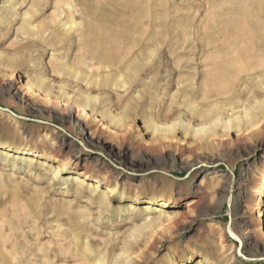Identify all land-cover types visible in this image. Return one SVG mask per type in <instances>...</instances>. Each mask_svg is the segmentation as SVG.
<instances>
[{
    "label": "rangeland",
    "instance_id": "1",
    "mask_svg": "<svg viewBox=\"0 0 264 264\" xmlns=\"http://www.w3.org/2000/svg\"><path fill=\"white\" fill-rule=\"evenodd\" d=\"M78 2L3 11L0 142L58 158L0 156V264L40 244L49 264H264V83L239 54L264 0H87L92 31ZM125 23L132 43L104 46ZM63 160L102 186L53 179ZM116 182L143 200L103 204ZM162 193L163 221L146 208Z\"/></svg>",
    "mask_w": 264,
    "mask_h": 264
},
{
    "label": "bare ground",
    "instance_id": "2",
    "mask_svg": "<svg viewBox=\"0 0 264 264\" xmlns=\"http://www.w3.org/2000/svg\"><path fill=\"white\" fill-rule=\"evenodd\" d=\"M8 1L9 0H3L2 4L0 5V24L3 22L2 21L3 11H4V9H6V7H7L6 3ZM78 1H79L78 2L79 7H80L78 10V13L81 14L82 17L87 19V21L86 22L84 21L83 23H81L82 25H80V26H83L85 31L86 30L92 31V28L94 27L93 26L94 23H95V25H97V27L99 29L101 27L104 28V26H102V24L99 23V17L97 19L95 18V14H96L95 3L87 2V0L84 2L82 0H78ZM17 6H18V3H16L14 5V7L12 6L13 8L11 7L12 10L15 11L18 8ZM62 11H64V10H62ZM68 24H69L68 26L71 28L78 25L75 20H72ZM250 26L251 27L247 26V28L244 29V34L242 35L241 40H240L241 47L239 50V54H240V57H241V60H242L244 67H247L249 64H252V68L255 67L258 70L257 77L260 78L262 80V82L264 83V4L258 6L257 10L254 12ZM109 28H114L115 30H117V33L119 35L116 34L115 40H114L115 42H106V44H104V46L106 45V47H107L108 45L115 44L116 42H118L122 46H126V45L132 43L130 40H127V38H128L127 34L130 33V30H127V28L130 29V24L125 23V26H124L125 29L121 28L119 24L117 26L116 25H114V26L110 25ZM102 52L100 51L99 54H101ZM59 91L66 93L65 92V84H61L59 86ZM252 92L258 97L263 95L262 90H253ZM95 99H96V97H90V101H93ZM68 107L70 109H73V106L70 104L68 105ZM82 111L86 112V108H84ZM45 136L47 137V139L48 138L51 139V137H49L48 134ZM53 144H55L54 140L51 144L52 147H54ZM3 154H7V155L9 154V156H15L17 161L18 160L24 161V162L30 161L31 163H33L36 159L40 158V159H44L45 160L44 163L47 164V163H49V161H54V160L57 161V158H58L57 156H54L52 154H48L45 151H39L37 149H33V148H29V147H23V146H19V145H12V144L6 143V142L5 143L0 142V156ZM9 159H10V157H5L4 160L7 162ZM46 161H48V162H46ZM67 173H72L73 178L76 180H79L78 185L80 188L85 187V185L90 186V188H92L91 186H93V188H95L94 191L96 192L100 188V186H102L100 179L93 178L91 176V174L88 173L85 169H76V168L71 167L69 161H66V160H63L61 165L55 167L53 179L61 178L62 175L67 174ZM204 182H205V178L202 179V182L199 185V190L197 191L198 193L195 196H193V198L190 199V202L188 203V207L194 206L196 203H198L199 201H201L205 197L204 191L202 189L205 186ZM107 192H109V193H107ZM107 192L104 191L102 194V198H103L102 201H103V204H105V205H107V203L109 202V196L110 195H118V196H120L121 200H124L126 202L128 201L132 205H133V203L134 204L140 203L144 198V196L138 192L127 194L126 190L120 188L118 183L114 186L109 187V191H107ZM263 192H264V184H263ZM167 197L168 196H166V195H164V193H162L159 195V198H151L149 201H147L148 206L146 208H149V209L151 208V210L154 209V212H158L159 215L156 218H158L159 220H162V221L166 217V215L168 218H170V216H168V214L166 213L165 209H163V207L167 206V204H168ZM261 200H262V198L260 199V201ZM99 201L101 202V199ZM157 202H158V204H155ZM28 248H30V250L29 249L28 250L23 249L20 252V257L16 258L14 264H49L48 263L49 261L46 259L48 256V253H49L48 245H45V244L38 245L37 246V252H39L38 254L33 253L32 252L33 249L31 247H28ZM198 257H199L198 260L201 262V263L199 262L200 264H217V263H214L213 259L209 258L207 255L206 256L203 255V253H200L198 255ZM214 260H216V259H214ZM186 264H194L192 257H190V261H188V263H186Z\"/></svg>",
    "mask_w": 264,
    "mask_h": 264
}]
</instances>
